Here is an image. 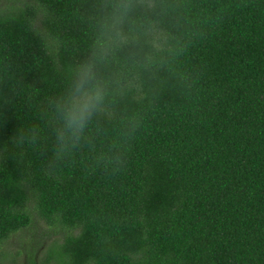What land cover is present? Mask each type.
<instances>
[{"label":"trees","instance_id":"1","mask_svg":"<svg viewBox=\"0 0 264 264\" xmlns=\"http://www.w3.org/2000/svg\"><path fill=\"white\" fill-rule=\"evenodd\" d=\"M98 3L0 0V247L34 211L64 233L44 264H264V0H161V48L100 69L106 113L57 155Z\"/></svg>","mask_w":264,"mask_h":264},{"label":"clouds","instance_id":"2","mask_svg":"<svg viewBox=\"0 0 264 264\" xmlns=\"http://www.w3.org/2000/svg\"><path fill=\"white\" fill-rule=\"evenodd\" d=\"M161 0H99L90 55L71 70L67 91L55 101L59 115L56 130L60 155L76 147L93 118L106 113L112 81L100 69L110 64L123 48L147 40L161 48V36L151 19L158 14ZM151 63L152 57L146 56Z\"/></svg>","mask_w":264,"mask_h":264},{"label":"rangeland","instance_id":"3","mask_svg":"<svg viewBox=\"0 0 264 264\" xmlns=\"http://www.w3.org/2000/svg\"><path fill=\"white\" fill-rule=\"evenodd\" d=\"M32 214V225L16 233L0 247V264H31V260L44 264L49 247L56 240H61L64 235L61 229L50 226L34 211Z\"/></svg>","mask_w":264,"mask_h":264}]
</instances>
